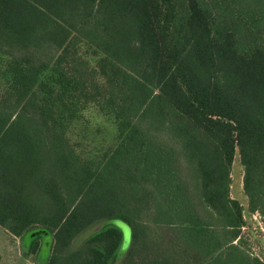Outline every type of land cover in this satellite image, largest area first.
<instances>
[{
    "label": "trees",
    "instance_id": "1",
    "mask_svg": "<svg viewBox=\"0 0 264 264\" xmlns=\"http://www.w3.org/2000/svg\"><path fill=\"white\" fill-rule=\"evenodd\" d=\"M236 154L264 219V0H0V225L51 234L34 264H264Z\"/></svg>",
    "mask_w": 264,
    "mask_h": 264
},
{
    "label": "rangeland",
    "instance_id": "2",
    "mask_svg": "<svg viewBox=\"0 0 264 264\" xmlns=\"http://www.w3.org/2000/svg\"><path fill=\"white\" fill-rule=\"evenodd\" d=\"M102 138V134L101 137ZM232 175V185H231V196L238 199L244 207V219L245 223L242 227L241 231V239L235 241L239 244V248L247 252L251 257H258L260 260L264 262V231H262L261 227L258 224V220L253 217V213H249L247 210V196L243 189V165L240 160L239 154H236L233 167L231 171ZM118 227L122 232V241L120 247L118 249V259L123 258L132 245V226L129 222L120 219L114 218L110 223ZM105 221H102L98 224L97 227L104 225ZM262 223L264 226V219L262 217ZM262 226V227H263ZM264 228V227H263ZM5 240L4 244H0V254L3 253L4 250V260L5 264H7V260L11 259L12 250L17 253V249L19 247L21 259L19 260L20 264H28V263H44L51 252V241L52 236L47 230L40 228L28 231L23 239L19 237L17 240L20 241V245L14 244V249L12 247V242H9L7 239L9 231L5 228ZM37 235H40L39 246L38 249L35 250L32 248L34 239ZM18 237V236H17Z\"/></svg>",
    "mask_w": 264,
    "mask_h": 264
},
{
    "label": "crops",
    "instance_id": "3",
    "mask_svg": "<svg viewBox=\"0 0 264 264\" xmlns=\"http://www.w3.org/2000/svg\"><path fill=\"white\" fill-rule=\"evenodd\" d=\"M4 229H5V227H3V226L0 225V244H2V243L4 244V240H5V232H4L5 230ZM7 237H8L7 239L9 240V242H12L13 249H14V244L15 243L18 244V246L20 245V241L21 240L20 241L17 240L19 238V236L17 237L16 235H14L13 233H11L9 231V234H8ZM11 252H12L11 259L10 260H7V264H20L19 263V260L21 259V255H20L19 247L17 249V253L14 252V250H12ZM5 263L6 262L4 260V250H3V253L0 254V264H5ZM28 264H32V263H28Z\"/></svg>",
    "mask_w": 264,
    "mask_h": 264
},
{
    "label": "built area",
    "instance_id": "4",
    "mask_svg": "<svg viewBox=\"0 0 264 264\" xmlns=\"http://www.w3.org/2000/svg\"><path fill=\"white\" fill-rule=\"evenodd\" d=\"M253 217L258 220L259 226L261 227L262 231H264V228H263L264 226H263V223H262V217H263L262 214L258 210H256L253 213Z\"/></svg>",
    "mask_w": 264,
    "mask_h": 264
}]
</instances>
